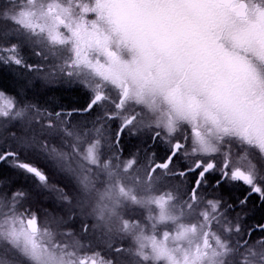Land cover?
I'll return each mask as SVG.
<instances>
[{
  "label": "snow or ice",
  "instance_id": "6c2138e0",
  "mask_svg": "<svg viewBox=\"0 0 264 264\" xmlns=\"http://www.w3.org/2000/svg\"><path fill=\"white\" fill-rule=\"evenodd\" d=\"M0 23L17 37L0 45L5 67L42 71L20 53L29 44L59 61L46 82L87 89L82 104L56 110L18 108L0 90V118L36 108L40 133L0 142V176L8 168L48 188L30 159L41 156L74 174L76 207L94 221L77 236L68 221L42 226L23 190L0 195V264H264V222H240L253 196L264 206V0H8ZM101 110L97 120L118 122L111 140L104 124L90 133L70 123ZM144 128L169 145L149 165L117 147ZM54 135L71 138L68 151L49 146ZM187 156L195 159L177 166ZM209 176L214 192L244 191L231 204L209 197ZM137 210L143 218L129 214Z\"/></svg>",
  "mask_w": 264,
  "mask_h": 264
},
{
  "label": "rangeland",
  "instance_id": "374dc122",
  "mask_svg": "<svg viewBox=\"0 0 264 264\" xmlns=\"http://www.w3.org/2000/svg\"><path fill=\"white\" fill-rule=\"evenodd\" d=\"M8 3V0H0V8ZM7 32V36L4 33ZM13 41H17V37L12 33V31L8 28L7 25L0 23V45L10 44ZM20 53L22 57L28 63H41L44 65L42 71L39 73H32L31 76L21 75L19 73L26 72L22 68H18L15 65H10L4 68L5 66L0 63V71H5L10 74V78L12 81L14 89L12 91L13 98L21 97L22 102L25 105H30V98L35 92L38 96H48L55 89H60L63 87L66 91L73 89L71 85L63 84L62 81L56 80L52 83L46 82L43 79L45 73H50L54 71V64L58 63L55 58H50V61H42L40 58L36 57L33 53V46L29 44H21ZM6 55V53H0ZM9 68V69H8ZM16 71V72H15ZM1 78V77H0ZM79 84V83H77ZM9 86H0V90L9 89ZM35 87V90L32 88ZM86 87V86H85ZM11 88V87H10ZM38 88V89H37ZM48 90H45V89ZM89 91V90H88ZM44 92V93H43ZM50 92V93H49ZM46 94V95H44ZM26 95L28 97H26ZM17 103V107H21V101L15 99ZM41 110H50L47 107L41 108L37 106ZM52 110V109H51ZM102 111V110H101ZM36 109L29 108L28 114L24 119L10 120L5 118H0V142L8 141L12 138V135L16 136L24 135L27 137L36 136L39 138L40 133L37 129L34 128V121L37 117ZM78 116H74L72 120H76ZM92 117L84 119L83 121H74L70 122L72 126L76 128L83 129L86 132H94V124L91 123ZM30 121L32 123H30ZM109 128V129H108ZM104 135L109 139V135L111 132L110 127H105V129H101ZM134 133V141L136 142L135 147H130L131 155H135L137 161L140 165H149L151 161H158L161 156L165 153L163 152L167 146V142L164 140L163 136L160 140L152 139V130L151 129H141L139 131L133 130ZM148 141H145L144 138ZM70 137H63L62 135H54L49 138V146L55 147L58 150L68 151V145L70 141ZM148 144V146H146ZM146 146V147H145ZM149 147V150H148ZM168 149V148H167ZM166 149V150H167ZM106 152H111V147L106 145ZM163 153V154H162ZM234 158L239 155V153L234 152ZM33 163H35L38 167L42 168L48 176V188L40 187L36 181H33V184L22 185L18 184L15 188L11 187L12 182H15L18 178L17 176L11 177L12 179L0 183V195L10 193L17 189L23 190L28 194V198L26 201V207H30L33 211L37 212L40 216V221L42 226H55L57 221H68L65 228L70 229L77 236L81 235L82 221L88 224H92L93 217L90 215V208L85 205L83 209L76 207V201L81 199L79 186L76 182L75 176L73 173H69L66 171H62L59 168L53 166V164L47 160H45L41 156H32L30 157ZM72 168H78L75 160H70ZM189 161H187L188 164ZM219 162V161H218ZM246 162H241L240 166L242 167ZM15 180V181H12ZM12 181V182H11ZM99 183V182H98ZM4 184V185H3ZM62 194H66L71 200L72 204L69 205L64 199H62ZM236 212H240L238 209ZM246 218L241 215V225L244 229L248 228L250 222L256 221L257 217L251 211L249 207H246L244 210ZM71 213V219H69V214ZM130 215L141 216V210H137L136 213H129ZM236 213L231 214V217L234 219ZM98 234V233H97ZM91 238V237H89ZM236 237H233V242ZM129 241L125 240L124 243L127 244Z\"/></svg>",
  "mask_w": 264,
  "mask_h": 264
},
{
  "label": "flooded vegetation",
  "instance_id": "af4514ba",
  "mask_svg": "<svg viewBox=\"0 0 264 264\" xmlns=\"http://www.w3.org/2000/svg\"><path fill=\"white\" fill-rule=\"evenodd\" d=\"M32 89L35 90V87H33ZM3 90L5 91L6 89H3ZM32 93H33V95L31 97H29L31 100L30 105H35L36 108H38L37 107L38 106L37 100H36L37 94L33 91H32ZM26 97H28V96L26 95ZM21 99H22L21 97H17V100L21 101L20 102L21 107H24V103L22 102ZM36 108H34V109H36ZM97 114H102V111H100L99 113H94V114L80 115L78 117H79V120H84V119L92 117V120H91L92 123L91 124L92 125L94 124L97 127H101V125L104 124V122L96 119ZM117 125H118V122H109L107 124H104V126L102 127V129H105V127H110L111 132L109 135V140H111L112 138L115 137V130H116ZM134 136L135 135H134L133 131H131V132L126 131L124 133V135L120 138V144L117 147L122 153V158H127L128 156L131 155L129 148L132 147ZM167 152H168V149L165 150V153L162 155V157H161L162 159H160V160L164 159V157L167 155ZM194 159H195V157H193V156L182 157L179 161H177V166L186 165L187 161H189L188 164H191ZM160 160H158V161H160ZM245 166H246V164L242 165V167H245ZM208 180H209V186L207 188L206 194L209 197H212L214 195L215 196H221L223 198V201L226 203H229V204L233 203L234 200L238 199L244 191V189L240 186L233 188L231 184H228L223 190L214 192V190L212 188V184L215 181V176H209ZM252 206H254V209ZM247 207H249L253 211L254 215L257 217V220L255 222L254 221L250 222V225H253V224L258 223V222H264V206H261L260 203L257 201V199L254 196L249 200ZM238 209H240V208L236 207L234 212L236 213V211ZM234 212H232L231 214H233ZM242 215L244 218H246L245 212ZM261 235H262L261 233L257 232L254 234L252 239L255 240L257 237H259Z\"/></svg>",
  "mask_w": 264,
  "mask_h": 264
},
{
  "label": "trees",
  "instance_id": "16d2710c",
  "mask_svg": "<svg viewBox=\"0 0 264 264\" xmlns=\"http://www.w3.org/2000/svg\"><path fill=\"white\" fill-rule=\"evenodd\" d=\"M6 68V67H4ZM9 69V68H8ZM16 72V71H15ZM21 75H25V76H31L32 73L29 72H23L20 73ZM0 86H9V89H6L5 92L13 97V93L12 91H9L11 89H14L15 87L12 84L11 81V76L10 74H8L5 71H0ZM64 84V83H63ZM73 89H70L69 91H66V89H64L63 87H61L60 89H55L50 91L48 96H41V94H39V96L37 95V105L41 108H48V109H52V110H56L59 109L61 107H67L68 105H80L84 102V91L87 90L86 87L84 85L81 84H72L71 85ZM11 87V88H10ZM38 89V88H37ZM45 90H48L47 88ZM90 91V90H89ZM44 93V92H43ZM46 95V94H44ZM14 99H17L16 97H14ZM50 109V110H51ZM83 121V120H79V117L76 120H71L72 122L74 121ZM147 139L149 138H144V145H145V141H148ZM132 146L135 147L136 146V142L133 140ZM148 146V144L146 145ZM145 146V147H146ZM149 150V147H148ZM2 176H0V183H4L10 179H12L11 177H18L15 180V182H12L11 187L15 188L18 184H22V185H31L33 184V181H35L32 177L30 176H24V175H20L18 173H14L12 171H10L8 168H4L2 170ZM18 183V184H17ZM4 185V184H3ZM16 185V186H15ZM26 187V186H25ZM254 209V206H252ZM252 211V210H251ZM253 212V211H252ZM259 215V214H258Z\"/></svg>",
  "mask_w": 264,
  "mask_h": 264
}]
</instances>
